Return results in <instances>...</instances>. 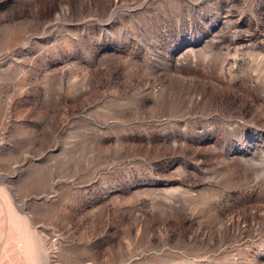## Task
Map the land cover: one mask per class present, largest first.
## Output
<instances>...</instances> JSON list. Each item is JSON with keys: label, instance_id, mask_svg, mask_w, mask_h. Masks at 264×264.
<instances>
[{"label": "rangeland", "instance_id": "rangeland-1", "mask_svg": "<svg viewBox=\"0 0 264 264\" xmlns=\"http://www.w3.org/2000/svg\"><path fill=\"white\" fill-rule=\"evenodd\" d=\"M0 264H264V0H0Z\"/></svg>", "mask_w": 264, "mask_h": 264}]
</instances>
